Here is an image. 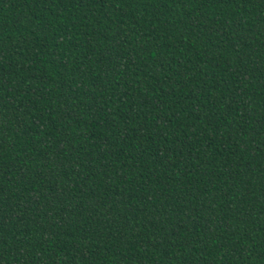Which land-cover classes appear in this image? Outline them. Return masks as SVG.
Segmentation results:
<instances>
[{
    "label": "trees",
    "instance_id": "trees-1",
    "mask_svg": "<svg viewBox=\"0 0 264 264\" xmlns=\"http://www.w3.org/2000/svg\"><path fill=\"white\" fill-rule=\"evenodd\" d=\"M0 264H264V0H0Z\"/></svg>",
    "mask_w": 264,
    "mask_h": 264
}]
</instances>
